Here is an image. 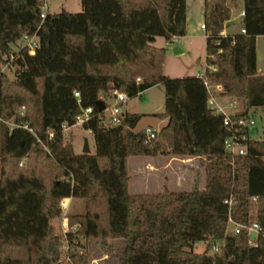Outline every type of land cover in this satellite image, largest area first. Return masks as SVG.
<instances>
[{
    "label": "trees",
    "instance_id": "1",
    "mask_svg": "<svg viewBox=\"0 0 264 264\" xmlns=\"http://www.w3.org/2000/svg\"><path fill=\"white\" fill-rule=\"evenodd\" d=\"M0 2V68L24 34L38 40L33 54L12 53L15 80L0 72V264H58L64 240L52 221L68 197L85 201L83 213L69 214L83 249L71 254L74 264H95L96 245L109 264H264L263 238L251 245L245 230H227L229 216L264 229V140L249 138L245 155L229 154L224 115L208 106L205 86L243 98L237 117L264 106L256 63L264 0H243L244 32L226 36V0H204L206 67L203 76L182 77L163 73L166 48L152 42L186 35V0H82V11H48L44 19L42 0ZM156 84L164 86V108L155 115L167 123L155 139L133 130L141 114L100 124L101 93L130 98ZM88 106L81 126L93 134L95 153L75 154L63 143V125ZM159 153L201 158L205 187L131 194L128 158ZM199 242L222 247L198 253Z\"/></svg>",
    "mask_w": 264,
    "mask_h": 264
},
{
    "label": "rangeland",
    "instance_id": "2",
    "mask_svg": "<svg viewBox=\"0 0 264 264\" xmlns=\"http://www.w3.org/2000/svg\"><path fill=\"white\" fill-rule=\"evenodd\" d=\"M239 2V1H238ZM49 13H58L62 10L69 12H80L82 11V0H45ZM228 6H233L230 0H226ZM188 10H189V33L187 36L177 39L172 43L165 45V39L163 37H156L152 44L156 47H165L167 48L166 52L168 54L164 59V69L163 73L165 75L171 76H191L199 72H204L205 65V38L204 31L200 29L199 23L202 18V13L200 10L199 4L194 0H188ZM238 6V3L237 5ZM237 13L238 9H235ZM24 45V41L19 39L15 44H12L11 52L17 54L18 50ZM180 47L183 52L179 54H174V47ZM263 46V45H262ZM261 63H264V48L258 47ZM11 54V53H10ZM16 68L15 64L9 66L4 73L9 77V79L14 80L16 77ZM2 73V69L0 68ZM244 101V99H243ZM225 103L228 100H224ZM164 105V86L162 84H156L150 87L147 91L138 93L137 95L128 98L125 107L129 110H140L145 112L141 114L144 118L141 120L140 125L143 124H153L158 121L156 113H150L161 106ZM242 107L243 103H238ZM245 105V104H244ZM245 107V106H244ZM248 114L254 119L255 124L249 131V137L256 140H264V106H255L252 107ZM9 127H12V124H8ZM140 127V126H139ZM1 134V126H0ZM63 143L71 146L72 151L75 154H82L85 144L89 149L90 154L95 153V141L93 134L91 132L85 131L81 125L75 124L72 128L63 129ZM153 155L143 156H130L127 160V168L129 175V192L131 194H154L161 192L163 190L169 191H189L192 189H203L205 187V174L201 171V175H197L196 179H191L190 182L183 183L177 187L176 190L171 189L167 185V182L163 180L162 174H160V179L157 181V184L151 183L152 178H149L145 175H149L150 171L147 169L146 162L153 161ZM165 157L162 156L161 159ZM201 159V158H200ZM145 162L140 166V176H136L137 173V164L139 162ZM198 165V161L195 162ZM85 210V201L83 199H74L71 206L69 207V214H79L83 213ZM55 230L59 232L60 217L52 221ZM211 247H209L210 242H199L195 244V251L198 253H208L215 254L213 248L214 242H211ZM95 252L98 253L97 258L93 260L95 264H109L106 262L107 254L103 253V248L100 245H96ZM74 250L83 251L82 248H75ZM94 252V251H93ZM94 252V253H95ZM102 255V256H101ZM101 258H98L100 257Z\"/></svg>",
    "mask_w": 264,
    "mask_h": 264
},
{
    "label": "built area",
    "instance_id": "3",
    "mask_svg": "<svg viewBox=\"0 0 264 264\" xmlns=\"http://www.w3.org/2000/svg\"><path fill=\"white\" fill-rule=\"evenodd\" d=\"M42 6L40 8V17L42 19L45 18L48 9L45 3V0H42ZM244 12L241 11V15L243 16ZM201 28L205 29L204 25L201 24ZM244 32V29H242ZM207 36V34H206ZM24 41L25 47L28 49L29 53L33 54L35 49L38 46V40L36 35H28L24 34L21 38ZM16 55L9 54V59L7 64L4 67H9L15 64ZM211 70H216L215 66L209 67ZM203 76V75H202ZM205 86L208 92V99L207 104L210 108H212L216 113H222L224 115L223 123L227 126L229 135L224 140V148L225 150L231 155H245L246 154V141L250 138L249 131L252 126L255 124L254 119L247 114L245 117L240 116L237 117L236 114L243 112L245 109H242L237 102H229L227 106H222L219 103L215 102V98L213 95V90L217 89L220 90L221 87L219 85H213L208 82H205ZM113 98L111 103H106L102 97L101 100L103 101V106L101 107V113L99 115V122L103 126H116L120 125L123 122V119L126 115L125 104L128 100L127 95L124 92L112 90L109 92ZM74 96L79 101V92L74 91ZM93 109L91 106L82 108L81 112L76 116V123L75 124H82L83 122L87 121L92 114ZM63 129H66V124L63 125ZM145 135V142H150L157 136V131L153 129H146L143 131ZM52 134H50L51 137ZM70 199L63 198L60 202V224H59V233L62 235L64 240L63 244V253L62 259L58 264H74L71 259V254L74 249L77 247L79 248V243L82 241L80 237L77 236V229L78 225H71L69 223V207H70ZM252 200L254 198H251ZM224 203L228 204L229 206L232 203V198H228L224 200ZM227 230L233 232L235 234L240 233L242 230L247 232L248 237L250 238L251 245H256L257 240L259 238L264 239V229L257 223H239L236 222L229 216L228 218V225ZM69 235H72V239H69ZM222 244L217 243L214 245L215 252L220 251Z\"/></svg>",
    "mask_w": 264,
    "mask_h": 264
},
{
    "label": "crops",
    "instance_id": "4",
    "mask_svg": "<svg viewBox=\"0 0 264 264\" xmlns=\"http://www.w3.org/2000/svg\"><path fill=\"white\" fill-rule=\"evenodd\" d=\"M196 1L199 6H200V10L202 13V18L201 21L199 23L200 29L201 28V24H203V6H204V0H194ZM238 6H229L230 7V16L227 20L224 21L223 23V30L221 32L222 35L226 36V35H234V34H238V33H242V29H243V25H242V15H241V11H243V0H238ZM188 0H186V19H187V32L186 35L181 36V37H174L169 41L165 40V45L172 43L173 41L183 38L185 36H187V34L189 33V24H188V19H189V10H188ZM237 5V4H236ZM48 9V8H47ZM235 9H238L237 13H234V11L236 12ZM205 33L204 38L206 39V34L207 31L205 29H202ZM263 45V46H262ZM263 47L264 48V37L263 36H257L256 37V63H257V69L259 72H263L264 71V63H261V59H260V55H259V51H258V47ZM12 47V45H11ZM163 47V46H162ZM178 49V53L174 52V54H179L182 53L183 50L180 47H174L173 50ZM167 50V48H166ZM168 54V51L166 52V56ZM165 56V58H166ZM205 56H206V52H205ZM164 58V59H165ZM206 67V63L204 65V69ZM7 68L9 67H2V72L4 73L5 70H7ZM163 69H164V63H163ZM203 71L196 73V76H202L203 75ZM170 77H181V76H171V75H167ZM15 80V79H14ZM148 90V89H147ZM145 90V91H147ZM144 91V93H145ZM213 95L215 98V102L219 103L222 106H227L229 104V102H237V103H243L242 105V109H245V102L243 101V98L241 97H232V96H227L222 94V92L220 90L214 89L213 90ZM100 97L103 98V100L106 103H111L113 101V98L111 96L110 93L108 94H104L101 93ZM224 100H228L227 103L224 102ZM164 108V105H163ZM163 108H161V106H159L158 108H155V110H153V112L150 113H159L163 110ZM126 112L128 113H137V114H143L145 112H142L140 110H129L128 108H126ZM249 112V111H248ZM144 118V116H141V118L138 120L137 124L134 127V131L136 132H143L144 130L150 128L153 130L158 131L161 127H163L166 123H167V119H161L159 117H154L155 119H157L158 121L155 123V125L153 126V124H143L140 125L141 120ZM75 125V124H74ZM74 125L67 127L72 128ZM80 125V124H79ZM1 126V125H0ZM140 126V127H139ZM85 130V129H84ZM90 132V130H85ZM0 140H1V134H0ZM0 147H1V141H0ZM162 156H164V159H161ZM145 157V156H143ZM153 161L151 162H139L137 164V173L135 174L136 176H140V166L142 164H147V169L150 171L149 175H145L149 178H152L150 181L151 183L157 184V181L160 179V174H162L163 176V180L165 182H167V185L169 187H172L171 189H175V187L183 184V183H187L188 181L190 182V180L196 179V176L201 175V171H203V174H205V167H204V162L202 159L198 158V157H179V156H172L169 154H163V153H159L157 155H153L152 157ZM196 161H198V165L195 163ZM192 179V180H193ZM74 200V198L70 199V206L72 204V201Z\"/></svg>",
    "mask_w": 264,
    "mask_h": 264
},
{
    "label": "water",
    "instance_id": "5",
    "mask_svg": "<svg viewBox=\"0 0 264 264\" xmlns=\"http://www.w3.org/2000/svg\"><path fill=\"white\" fill-rule=\"evenodd\" d=\"M0 3H1V2H0ZM174 52L178 53L179 51H178V49H175ZM88 152H89V149H88V147H87V144H85V147H84V149H83V153H88Z\"/></svg>",
    "mask_w": 264,
    "mask_h": 264
}]
</instances>
